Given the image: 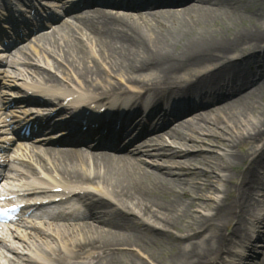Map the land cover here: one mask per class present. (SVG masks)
Listing matches in <instances>:
<instances>
[{
	"label": "bare ground",
	"instance_id": "bare-ground-1",
	"mask_svg": "<svg viewBox=\"0 0 264 264\" xmlns=\"http://www.w3.org/2000/svg\"><path fill=\"white\" fill-rule=\"evenodd\" d=\"M179 2L133 0V8L95 9L78 20L76 30L56 32L41 52L34 50L46 64V70L36 72L58 85L78 83L82 93L139 85L158 95L171 91L185 101L194 94L191 84L215 88L224 81L227 87L241 82L230 94L208 101L226 98L223 103L171 126H156L137 150L80 147L36 153L39 162L51 164L50 170L88 187L86 197L100 195L89 221L40 230L66 239L56 249L61 251L57 264L68 263L66 253L77 260L93 252L98 255L92 264H235L230 254L240 261L247 258L245 245L253 249L256 240L245 222L256 205L264 204V195L260 199L257 193L264 191L259 172L264 164V72L251 77L246 66L252 55L264 53V0H191L175 6ZM240 19L251 24L239 29ZM112 74L118 79L112 80ZM259 89L263 93L255 95ZM172 115L168 111V118ZM237 126L245 129L236 131ZM204 144L217 149H200ZM111 204L116 206L112 213H103ZM205 228L208 234L200 237ZM259 238L264 242V235ZM236 243L239 250L234 251ZM262 247L257 264H264Z\"/></svg>",
	"mask_w": 264,
	"mask_h": 264
},
{
	"label": "rangeland",
	"instance_id": "rangeland-1",
	"mask_svg": "<svg viewBox=\"0 0 264 264\" xmlns=\"http://www.w3.org/2000/svg\"><path fill=\"white\" fill-rule=\"evenodd\" d=\"M251 24V21L249 20V19H240V21L237 23V25H238V27H239V29H246L247 27H249V25ZM236 31H237V29H236ZM225 34H227L228 35V33H225ZM233 35V34H232ZM231 35V33H230V36H232ZM229 36V35H228ZM234 36V35H233ZM94 51V50H93ZM247 52V51H246ZM245 52V53H246ZM252 61V62H251ZM250 62V65H252V67H250V70H252V72H250V75L252 76L253 74H256V72L258 73V72H264V53H262V52H257V54L256 55H254V56H252V60H251ZM79 64V63H78ZM252 68H254V69H252ZM68 72V71H67ZM109 77H111V79L112 80H117L118 78L116 77V76H114L113 74L112 75H110ZM262 93H263V91H261ZM260 92V89L258 90V92H256V94L255 95H259V94H262ZM264 94V93H263ZM264 96V95H263ZM264 99V98H263ZM225 100H222V101H219L218 103H215L214 105H210V106H216V105H218V104H220V103H223ZM260 102H261V104H263V100H260ZM223 105V104H222ZM204 108H207V107H204ZM221 125H225V124H221ZM209 126H211V127H213L214 129H215V127L212 125V124H209ZM240 128H243V127H239V126H237L234 130H236V131H238V130H240ZM243 129H245V127L243 128ZM217 130V129H216ZM200 136H203L202 134H199ZM205 136V135H204ZM227 137H228V135H226ZM210 145V144H209ZM201 145V147H199L200 149H204V150H206L208 147H210V148H214L215 150L217 149V148H215L214 146H212V145ZM248 146V145H247ZM219 152V151H218ZM199 165V167L201 168V167H206V166H204V165H202V164H198ZM259 172H260V175H261V177L263 178V176H264V164L262 165V166H260V169H259ZM188 177V176H187ZM190 179V178H189ZM237 181V180H236ZM257 193H258V198H260V199H263V197H261V196H263L264 195V191H261V190H258L257 191ZM209 195H211V194H209ZM256 209H257V211L256 212H252V216H247L248 217V219H251V220H249V221H247V227L248 228H250L249 229V231L248 232H252L254 235H258V236H262L263 237V235H264V222H262L261 224L257 221V219H256V215H258V212H260L261 213V217H260V221H264V204H259V205H256ZM253 211V210H252ZM195 213H197V212H195ZM198 214V213H197ZM258 222V223H257ZM255 224V226H250V224ZM251 228H253V230L254 231H252L251 230ZM206 230L207 229H203L202 231H200L201 232V234H206L205 232H206ZM190 232V231H189ZM207 235V234H206ZM200 237H201V235H200ZM260 241H258V239L256 240L257 241V243H259L260 245H258L257 246V249H259V250H257L258 252L260 251L261 252V250L263 249V247H262V245H263V243L264 242H262L263 241V239H259ZM262 240V241H261ZM239 261V260H238ZM237 261V262H238ZM236 262V263H237Z\"/></svg>",
	"mask_w": 264,
	"mask_h": 264
}]
</instances>
